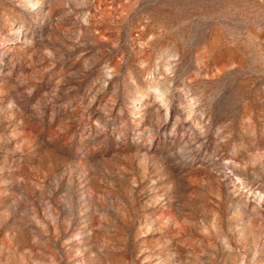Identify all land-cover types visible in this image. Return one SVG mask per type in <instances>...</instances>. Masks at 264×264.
Segmentation results:
<instances>
[{
	"label": "rangeland",
	"instance_id": "rangeland-1",
	"mask_svg": "<svg viewBox=\"0 0 264 264\" xmlns=\"http://www.w3.org/2000/svg\"><path fill=\"white\" fill-rule=\"evenodd\" d=\"M225 173L264 198V0H0V264H264Z\"/></svg>",
	"mask_w": 264,
	"mask_h": 264
},
{
	"label": "bare ground",
	"instance_id": "bare-ground-1",
	"mask_svg": "<svg viewBox=\"0 0 264 264\" xmlns=\"http://www.w3.org/2000/svg\"><path fill=\"white\" fill-rule=\"evenodd\" d=\"M166 111L167 109L165 108L164 114H166ZM223 178H224V181H223L224 187L231 194L232 197L237 199L236 208L239 210H244V206L248 204L251 206L252 212L258 214L260 217L264 219V198L261 197V194L260 193L253 194L248 191H243L239 189L240 183L238 182L236 178L230 177L229 174L227 175L225 173ZM259 202H262L261 207H260Z\"/></svg>",
	"mask_w": 264,
	"mask_h": 264
}]
</instances>
